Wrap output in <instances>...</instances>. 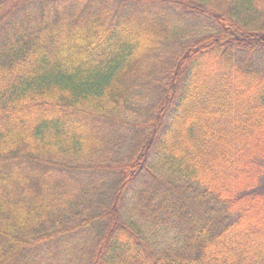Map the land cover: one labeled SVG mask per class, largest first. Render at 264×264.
<instances>
[{"label": "trees", "instance_id": "trees-1", "mask_svg": "<svg viewBox=\"0 0 264 264\" xmlns=\"http://www.w3.org/2000/svg\"><path fill=\"white\" fill-rule=\"evenodd\" d=\"M0 264H264V0H0Z\"/></svg>", "mask_w": 264, "mask_h": 264}]
</instances>
